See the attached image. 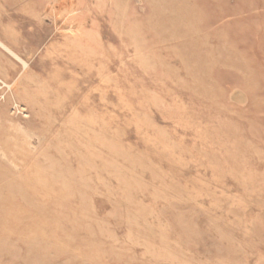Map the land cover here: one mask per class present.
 <instances>
[{
  "label": "rangeland",
  "instance_id": "1",
  "mask_svg": "<svg viewBox=\"0 0 264 264\" xmlns=\"http://www.w3.org/2000/svg\"><path fill=\"white\" fill-rule=\"evenodd\" d=\"M0 40V264H264V0H0Z\"/></svg>",
  "mask_w": 264,
  "mask_h": 264
},
{
  "label": "bare ground",
  "instance_id": "2",
  "mask_svg": "<svg viewBox=\"0 0 264 264\" xmlns=\"http://www.w3.org/2000/svg\"><path fill=\"white\" fill-rule=\"evenodd\" d=\"M0 45H2L5 49H7L9 52H11L15 57L19 58V56L17 54H15L11 49H9V47H7L1 40H0Z\"/></svg>",
  "mask_w": 264,
  "mask_h": 264
}]
</instances>
